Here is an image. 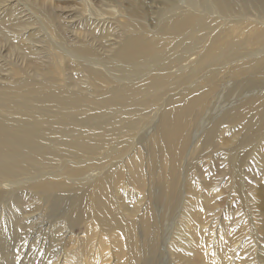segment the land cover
<instances>
[{
  "label": "bare ground",
  "instance_id": "bare-ground-1",
  "mask_svg": "<svg viewBox=\"0 0 264 264\" xmlns=\"http://www.w3.org/2000/svg\"><path fill=\"white\" fill-rule=\"evenodd\" d=\"M0 49V222L52 203L62 226L40 263L9 234L0 264H156L170 210L171 259L259 264L205 220L223 197L262 220L264 0H0Z\"/></svg>",
  "mask_w": 264,
  "mask_h": 264
},
{
  "label": "rangeland",
  "instance_id": "rangeland-1",
  "mask_svg": "<svg viewBox=\"0 0 264 264\" xmlns=\"http://www.w3.org/2000/svg\"><path fill=\"white\" fill-rule=\"evenodd\" d=\"M95 8H96V6L95 7H91L90 10H94ZM4 50L2 49V51H4ZM6 54L9 55L8 52H5L3 55L6 56V57H9ZM222 190H225L226 192L229 191V190H226L224 188H222ZM253 195H254V199H255L254 202H253L254 203L253 205H255L254 208L256 209L257 214L261 215L260 218L262 219L261 222H258L256 225H252L251 223H246V224L242 225L243 223L241 222V218H244V216H245V213L242 210V208L244 206L243 201L240 202L241 204L239 205L238 204L239 200H234V199H231V198L227 199V198H224V197L218 199L219 207H217L218 208L217 210H218L219 214H218L217 217H219V218H217L215 216L213 218V220L208 219V220H205V222H207L206 226H207L208 230H211V231L214 232L213 233V237L215 236L214 238L217 241L220 240L221 236L223 235L222 232H224L225 229H227V227L224 225V222L226 223V219L231 220V222L230 223L228 222V223H229V227L231 226L232 229H234V228L238 229L239 227L242 228V230L239 231L238 234L240 235L239 236L240 237V242L243 245L245 244V242L248 241L246 239H249L250 245H252L253 242H252V238L251 237H252L253 234H255L256 238H260L259 239L260 241L257 244L258 245V250L259 251L261 250V252H259V257H260L259 264H264V233H263L264 232V184L262 182L258 183V185L255 187ZM69 197H70V195L65 197L66 200ZM38 198H40V197H38ZM64 200L65 199L62 200V211H61V213L64 210L63 209ZM42 207L51 209L52 203L51 204H47L45 206H38V205L33 204V207L31 209V213H33L34 220H32L31 225L33 224V222H35V224H34L33 228H31V225L29 226L30 230H27L25 228H18L16 225L10 224L9 221L13 220V219L11 218L9 210L5 209V207H4L3 209H5V210L2 213L3 217L1 218V222H0V245L2 246V244L12 242L13 239L9 236V234H11L13 232H16L18 229H20L23 232L27 233V235L29 237L27 248H29L32 245H36L37 244L36 247L39 248L40 250H42V252L38 256L39 263L41 261L45 260L47 258V256L49 255L51 242L53 240L52 235H49L50 232L47 231L48 227L51 224H54L53 229H52V230H54V229H60V228H62V226L56 223L58 221L56 219V217L44 216L43 215V209H41ZM169 212H170V214H169ZM169 212L167 213V212H164V211L163 212L157 211L155 213L158 216V219L161 221L160 222L161 223V225H160L161 236H160V240L158 242L159 243V252L157 253L156 264H181L180 262H177L175 260V258L171 259L170 255H168L166 250H165V240L166 239H164V238H166V236H168L170 234V228L171 227H172V229L175 226H176L175 228L178 227L175 224L177 222L172 223L176 219V214H174V212L171 211V210ZM160 216H161V218H160ZM167 218H168V220H167ZM41 220H43L44 223ZM177 221H179V219ZM232 221H233V224H232ZM173 224H175V225L173 226ZM182 224L184 225L183 222H182ZM182 224L179 223L178 225L182 226ZM36 229L39 230V231L42 230L44 235H42L41 237H40L41 233L35 235V231L34 230H36ZM84 230H86V227H85ZM87 246H89V243L84 240L83 244L81 245L80 251L84 250ZM254 253H255V250H254ZM194 264H201V263L200 262H196Z\"/></svg>",
  "mask_w": 264,
  "mask_h": 264
}]
</instances>
